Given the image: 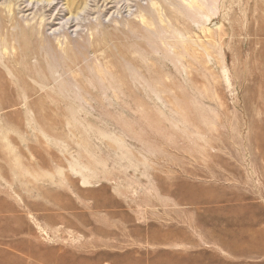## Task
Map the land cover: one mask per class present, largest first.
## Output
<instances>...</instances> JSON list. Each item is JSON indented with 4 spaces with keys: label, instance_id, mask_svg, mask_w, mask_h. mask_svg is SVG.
I'll use <instances>...</instances> for the list:
<instances>
[{
    "label": "rangeland",
    "instance_id": "374dc122",
    "mask_svg": "<svg viewBox=\"0 0 264 264\" xmlns=\"http://www.w3.org/2000/svg\"><path fill=\"white\" fill-rule=\"evenodd\" d=\"M66 1L0 0V264H264V0Z\"/></svg>",
    "mask_w": 264,
    "mask_h": 264
},
{
    "label": "bare ground",
    "instance_id": "6f19581e",
    "mask_svg": "<svg viewBox=\"0 0 264 264\" xmlns=\"http://www.w3.org/2000/svg\"><path fill=\"white\" fill-rule=\"evenodd\" d=\"M37 1V0H36ZM39 1H46L47 2V6L51 7L48 8V11H51V9H53L55 7V4L52 5L51 0H39ZM172 1V0H171ZM170 1V2H171ZM191 1L193 0H189V3H191ZM84 2V6L82 7V9H80V11H83L85 9V0ZM82 0H67L66 1V6H67V10L69 9V12H71L70 10H78L79 8H81V3H83ZM184 2V1H183ZM197 2V1H195ZM199 2V0H198ZM150 3V2H149ZM164 3V2H163ZM169 3V2H168ZM39 4V3H38ZM151 4V3H150ZM156 4V3H155ZM158 4V3H157ZM200 4V2H199ZM37 5V4H36ZM108 5V4H107ZM152 5V4H151ZM31 6V5H30ZM43 8L45 7V5L43 4L42 6ZM153 7V6H152ZM151 8V7H150ZM54 10V9H53ZM154 10V9H153ZM215 11V10H214ZM138 14V13H137ZM142 14V13H141ZM156 14V13H155ZM77 15V14H76ZM75 15V16H76ZM139 15V14H138ZM53 15H51L52 17ZM57 16H59L58 14H56L53 18V21L57 20ZM65 16V15H64ZM63 16V17H64ZM72 16V13H70V18ZM74 16V17H75ZM80 17V16H79ZM153 17V16H152ZM151 17V18H152ZM4 18L0 17V33H1V29L3 27L2 24V20ZM141 22L144 20L143 16H140ZM148 19V18H147ZM163 19V18H162ZM72 22V19L69 20V18L66 19L65 25L69 24ZM152 23V21H151ZM27 24V23H26ZM126 24V23H125ZM38 23L36 24H30V25H24V26H20L18 27V30L14 31V32H10V33H6V38H2L0 40V53L2 52V56H3V62H6V65H12V67L17 70V71H21L28 75L31 76L35 79H41L44 82H48L51 81L52 79H56L55 78V73L56 70H58L57 68L55 69H51L52 67V63L49 60V56L50 53H54L55 52V48L50 45H46L45 44V40L43 38L38 37L40 35V27L37 26ZM68 26V25H67ZM153 26V25H152ZM165 27V26H164ZM162 28V27H161ZM167 29V28H165ZM125 31V30H124ZM125 34V33H124ZM184 36V35H183ZM169 37V36H168ZM172 38V36L170 37ZM55 41H56V46L58 47V51L60 52H65V53H61V57L63 59L62 62L58 61L57 64L59 66L62 67H67L68 69H72L73 66L77 65L80 63V60L78 61L77 58H72L71 56H67L66 52V46L67 44L63 45L60 43V40L58 37H54ZM162 39V38H161ZM164 39V38H163ZM134 40V39H133ZM98 41V40H96ZM128 41V40H127ZM174 41V39H173ZM172 41V42H173ZM95 42V41H94ZM123 42V41H122ZM167 42V41H166ZM93 43V42H92ZM99 43V41H98ZM179 46V45H178ZM100 47V46H99ZM8 49H11V52L8 51ZM14 50V51H13ZM77 51V49H76ZM172 51V50H171ZM112 52V51H111ZM175 53V51H174ZM49 55V56H48ZM117 56V55H116ZM151 56V55H150ZM164 56H167L166 54ZM32 58H36L37 61V65H31L30 63V59ZM42 57V58H41ZM120 57V56H119ZM68 59V60H67ZM148 60V59H147ZM170 64V63H169ZM110 65V64H109ZM115 65V63H114ZM151 65V64H150ZM149 65V67H150ZM104 66V64H103ZM107 66V65H106ZM113 66V65H112ZM174 66V65H173ZM20 67V69H19ZM38 67L40 72L39 74L34 73V70H32V68H36ZM165 67V66H164ZM83 71H85V65H82L80 67ZM120 68V67H119ZM136 68V66H135ZM151 68V67H150ZM149 68V69H150ZM107 69V68H106ZM117 69V68H116ZM169 69V68H168ZM55 70V71H54ZM113 70V69H112ZM120 70V69H118ZM15 71V72H17ZM137 71V70H136ZM12 71L10 70H6L4 68H2V66L0 65V79H4L5 82L4 84H2L3 86H8L10 87L9 84V80H13L16 83H18V80H14L13 78H9L7 75H10ZM121 72V71H120ZM141 72V71H140ZM115 73V72H114ZM113 73V74H114ZM123 73V72H122ZM116 75V74H115ZM118 76V75H117ZM104 77V76H103ZM3 82V81H2ZM121 85V84H120ZM80 178V177H79ZM88 178V177H87ZM82 183H86L84 180L82 181Z\"/></svg>",
    "mask_w": 264,
    "mask_h": 264
}]
</instances>
